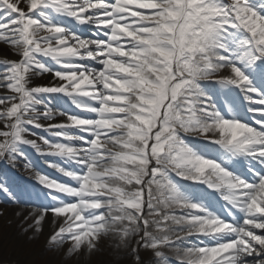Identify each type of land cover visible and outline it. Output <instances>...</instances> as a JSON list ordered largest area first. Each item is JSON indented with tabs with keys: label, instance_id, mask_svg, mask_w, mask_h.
Instances as JSON below:
<instances>
[{
	"label": "snow or ice",
	"instance_id": "6c2138e0",
	"mask_svg": "<svg viewBox=\"0 0 264 264\" xmlns=\"http://www.w3.org/2000/svg\"><path fill=\"white\" fill-rule=\"evenodd\" d=\"M4 48L0 161L27 147L79 168L46 165L74 186L34 174L70 198L47 197L62 218L49 244L71 256L113 236L149 264H264V0H0Z\"/></svg>",
	"mask_w": 264,
	"mask_h": 264
},
{
	"label": "rangeland",
	"instance_id": "374dc122",
	"mask_svg": "<svg viewBox=\"0 0 264 264\" xmlns=\"http://www.w3.org/2000/svg\"><path fill=\"white\" fill-rule=\"evenodd\" d=\"M55 19V17H54ZM62 20L65 19V21H68L66 18H61ZM70 21V20H69ZM72 21H70L71 23ZM66 26V25H65ZM68 27V26H67ZM84 31H90V32H93L94 30L88 28V26H81ZM84 38H88V37H84ZM90 64V63H89ZM97 68L99 67L98 65L96 66ZM62 101L58 100L57 98L55 97H52L51 98V108L54 110V111H60L62 109H60V106H64L62 103ZM68 107V108H67ZM67 109H71L70 105L69 106H66ZM70 111V110H68ZM88 115V114H86ZM58 117V116H56ZM43 120V119H42ZM54 120V119H53ZM68 131L70 132H75L74 129H69ZM40 137H43L45 139H48L50 141H53L55 140V142H60V143H67V142H64V141H59L58 139L54 138V137H51L49 136L48 134L45 133V135H38ZM28 138V137H27ZM41 148L43 147L42 145L40 146ZM22 152V151H21ZM23 153V152H22ZM24 155V153H23ZM51 159H47V160H44L41 156H38V164H39V168L40 167H43V170L40 174H43L45 175L47 178H51L53 179L54 181L55 180H59V179H62V176H60L59 174L55 173L54 171H52L51 169L47 168L46 166L42 165V164H48V163H53L55 165H58V166H61V167H64L66 170H73V171H76V172H79V168H77V166L75 165H71V164H64L63 161H61L59 158H56V157H50ZM37 158L34 159V161L36 162ZM30 165H35L36 163L35 162H31L30 160H28ZM17 163L20 164V160H17ZM35 163V164H34ZM13 167L15 168H18V166L14 165ZM67 183H65V185H68V186H74V182L72 181H69V180H66ZM59 197H57L58 199H61L62 201L64 202H70V198H67V197H63V196H60L58 195ZM22 199H25V200H21V199H17L16 202H17V205L20 206V207H26L25 209L29 208V210H31V212L28 214V216L24 217L19 224L20 225H26L25 227H14V229L12 231H17L16 232V235L14 236L13 238V242H17L18 239H20V242L23 244H28L30 241L36 240V242H38L37 238H38V235L39 233H37L35 231V220L34 218H32V215L33 213L36 211V212H44L45 209H50V207L53 205V201H50L48 200V198H44L41 199L39 193H35V196L32 194L31 191H28L27 194H25L24 196L21 197ZM30 199V200H29ZM41 199V200H40ZM50 212V211H49ZM44 219V218H43ZM54 222V221H52ZM55 222L53 223V226H54ZM51 225V224H50ZM61 226V225H60ZM55 227V226H54ZM54 227H49V228H52L51 232L53 233L55 230H54ZM27 230H30V233L27 235V236H24V232H29ZM14 234V233H13ZM48 239L49 237H47L45 239V245L43 247H41L37 253H35L31 259L32 260V263L33 264H37V259H40L43 257V255L46 253V251H50L49 253H52L53 251L56 252V256H59L60 255V247L62 245H56V244H49L48 243ZM4 241V240H3ZM2 240L0 241V264H15L16 260H19L21 258H25L27 253H23L25 254L24 257L21 255L18 254H15L16 252L14 251L15 248H13L11 246L12 249H9L7 248L6 246L3 247V244H5V242H3ZM8 243H6L5 245H7ZM10 244V243H9ZM115 244L116 246L113 247V249L111 250L110 247H108V244L105 243V244H102V242L100 241L97 245H96V250L93 251V252H89L87 250V248H84L80 253H73L71 255L70 258H72L73 256L75 257V255L79 256L80 257V261L81 262H77L75 264H88V257L89 256H92V254H96V255H99V257L101 258L102 262L100 261H95L94 263L95 264H147V259L149 257H145L143 255H140V254H137V252H133V249L136 248V245H137V242H135V240L131 241L127 247V249H130L132 250V255L130 256L131 258L130 259H127L124 257V254H121V253H124V247L120 245L119 243V240H116L115 241ZM20 244V247L22 246ZM64 245V249H65V252L66 254L62 255L61 258H60V262L62 264H68L69 261L67 262V258L69 257L68 255V252L71 248V245H67L65 247L66 244H63ZM62 249V248H61ZM109 249L111 250V252H107L109 251ZM114 251L115 254H114ZM15 256V258H14ZM49 257H47V259L51 258L52 255H48ZM122 256V258L120 257ZM137 257H138V261H137ZM16 259V260H15ZM70 260V259H69ZM93 263V264H94ZM72 264V263H71Z\"/></svg>",
	"mask_w": 264,
	"mask_h": 264
},
{
	"label": "bare ground",
	"instance_id": "6f19581e",
	"mask_svg": "<svg viewBox=\"0 0 264 264\" xmlns=\"http://www.w3.org/2000/svg\"><path fill=\"white\" fill-rule=\"evenodd\" d=\"M57 20V19H56ZM0 58H6L7 60L9 61H15L17 60V56L15 55H10V50L9 49H2L0 50ZM52 78L50 76H43L41 77L40 79H36V80H33V84L35 85H47L49 83V81L51 80ZM213 95H218V92H217V86H213L211 88V91H210ZM5 95L4 92L0 91V96H3ZM63 119H60V118H56L54 119V121H51L52 123H57V122H65L64 121V117H62ZM40 123L43 125V126H47L48 125V121H43L41 119ZM30 139H32V137H30ZM38 144H39V141L37 140L36 141ZM4 162L6 164H13L10 160H8L7 158L4 159ZM235 166V165H233ZM34 174H36L35 172L31 171L25 164L23 165L22 167V178H25L26 181L28 182H33L35 183L34 181ZM9 192L12 194V189L9 190ZM11 196V195H10ZM9 201L7 200V203ZM11 203L14 202L13 199H11L10 201ZM6 204H0V241L4 240L3 242L8 243L7 245L3 244V247L6 246L7 248L9 249H12L11 246L13 248H15V254H18L21 256L24 257L25 254L23 253H27L26 257L25 258H21L19 260H16L15 264H33L32 263V260L31 257L38 252V250L43 247L45 244V239L47 237H50L53 233L51 232L52 228H49V227H54V230L56 231L60 225H61V222H62V218H55V217H52L50 212H34L33 215H32V218H35L38 219L41 217V215H44V219L42 220V223L41 225L39 226L41 228V231L38 235V242H36L35 238L34 240L30 241L28 244H23L20 242V239H18L17 242H13V238L14 236L16 235V232L15 231H12L14 229V227H25L26 225H20L18 223L21 222V220L28 216V214L31 212V210L29 209H22V208H19L18 206H9ZM9 204V203H8ZM54 221L55 224L53 226V223L52 222ZM51 224V225H50ZM29 232H24V236H27L29 233H30V230H27ZM14 233V234H13ZM118 240V238L116 237H113V236H110L106 239H102L101 242L102 244H105L107 243L108 244V247L111 248V250L113 249V247L116 246L115 244V241ZM136 242V240H135ZM10 243V244H9ZM20 244L22 245L20 247ZM68 244L65 245V247L67 246ZM121 245V244H120ZM122 246V245H121ZM64 245H62L60 247V255L59 256H56V252H52V253H49L50 251H46V253L43 255L42 258L40 259H37V264H62L60 262V258L62 255L66 254L65 252V249L63 248ZM136 247H138V245H136ZM62 248V249H61ZM111 250L109 249V251H107L108 253L111 252ZM132 250L130 249H126L124 250V253H121V254H124V257L127 258V259H130L131 255H132ZM116 251H114V254H115ZM137 252H143V254L146 255L149 254L151 256V253L147 252V251H143V250H140V251H137ZM52 255L51 258L47 259V257H49L48 255ZM166 255H168V253H166ZM71 256H69L67 258V262L69 261L68 264H75L77 262H81L79 259L80 257L75 255V257L73 256L72 258H70ZM122 258V256H120ZM15 258V256H14ZM70 259V260H69ZM88 264H93L95 261H100L102 262L101 258L99 257V255H96V254H92V256H89L88 257ZM95 264V263H94ZM149 264V263H148Z\"/></svg>",
	"mask_w": 264,
	"mask_h": 264
}]
</instances>
